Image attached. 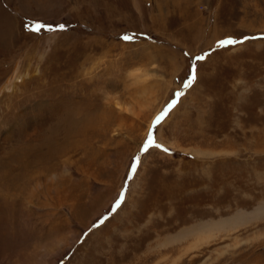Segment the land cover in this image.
<instances>
[{
    "label": "rangeland",
    "instance_id": "rangeland-1",
    "mask_svg": "<svg viewBox=\"0 0 264 264\" xmlns=\"http://www.w3.org/2000/svg\"><path fill=\"white\" fill-rule=\"evenodd\" d=\"M0 264H264V0H0Z\"/></svg>",
    "mask_w": 264,
    "mask_h": 264
},
{
    "label": "snow or ice",
    "instance_id": "snow-or-ice-1",
    "mask_svg": "<svg viewBox=\"0 0 264 264\" xmlns=\"http://www.w3.org/2000/svg\"><path fill=\"white\" fill-rule=\"evenodd\" d=\"M25 26L28 27V25H25ZM58 27H59L60 29H63V28L65 27V25H59ZM43 28H48L49 30H51V25H46V24H42V23H34V24L31 26L30 30H31V31H35V32H39V31H41V29H43ZM123 39H124V40H132L133 37H132V36H127V35H126V36L123 37ZM236 43H242V41H237V40H234V39L229 38V39H226V40H221V41H219V46L222 47V46H224V45H230V44H236ZM196 59H197V60H203L204 57H203V56H199V57H196ZM194 79H195V68H194V66H193V75H192V78L189 79V80L184 84V87H190V86H191V83H192V81H193ZM177 95H181V93H177ZM174 104H175V101H173L172 104H170V105L168 106V108H166L163 112L160 113L159 116L156 117L154 123L157 124V125L160 124L161 121L164 119V117L167 115L169 109H170L171 107H173ZM153 146H155V147H157V148L162 147L161 145H158V144L155 143L154 136L152 135V133H149L148 139H147V141L145 142V144H144V148L142 149V151H147L150 147H153ZM165 151H167V149H165ZM139 160H140V157L137 156V157H136V163H134V164L131 166L133 172H135V170H136V166H137V164L139 163ZM122 198H123V195H122ZM120 203H121V201L118 200V201H117V206H119Z\"/></svg>",
    "mask_w": 264,
    "mask_h": 264
},
{
    "label": "bare ground",
    "instance_id": "bare-ground-1",
    "mask_svg": "<svg viewBox=\"0 0 264 264\" xmlns=\"http://www.w3.org/2000/svg\"><path fill=\"white\" fill-rule=\"evenodd\" d=\"M60 120L61 121H63V122H65L66 124H68L69 126H71L72 124H70V118H69V116H67V115H65V116H63V117H60ZM74 122V121H73ZM77 124V123H76ZM82 130H83V128H82ZM28 161V160H27ZM13 166V165H12ZM49 178V177H48ZM206 235H210V233H204V234H202L201 236L200 235H198V237H197V239H196V242L194 243V244H192V245H190V246H188V248H187V250L189 249V248H191V247H196L197 245H199V243L201 242V241H203V239L205 238V236ZM231 246V245H230Z\"/></svg>",
    "mask_w": 264,
    "mask_h": 264
}]
</instances>
